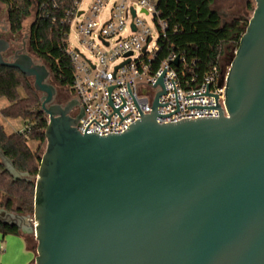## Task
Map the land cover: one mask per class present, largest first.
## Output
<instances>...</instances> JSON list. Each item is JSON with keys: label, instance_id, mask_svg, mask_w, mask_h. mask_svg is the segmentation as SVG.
<instances>
[{"label": "water", "instance_id": "obj_1", "mask_svg": "<svg viewBox=\"0 0 264 264\" xmlns=\"http://www.w3.org/2000/svg\"><path fill=\"white\" fill-rule=\"evenodd\" d=\"M254 3L225 112L159 124L163 90L143 116L127 83L141 119L103 136L81 134L78 101L53 104L46 65L26 52L5 60L0 39V66L33 79L48 119L32 217L0 210V224L34 235V264H264V0ZM0 160L13 180L28 176Z\"/></svg>", "mask_w": 264, "mask_h": 264}, {"label": "built area", "instance_id": "obj_2", "mask_svg": "<svg viewBox=\"0 0 264 264\" xmlns=\"http://www.w3.org/2000/svg\"><path fill=\"white\" fill-rule=\"evenodd\" d=\"M50 2L61 10L60 23L68 27L65 53L73 70L72 94L83 109L77 126L81 134L122 133L141 119L127 83L143 116L151 113L156 94L163 90L158 98L159 124L217 117V105L225 112L229 66L216 63L198 79L185 52L158 58L167 30L159 0ZM43 10L40 7L39 17H48ZM72 28L81 49L67 43ZM161 76L163 88L157 85Z\"/></svg>", "mask_w": 264, "mask_h": 264}, {"label": "trees", "instance_id": "obj_3", "mask_svg": "<svg viewBox=\"0 0 264 264\" xmlns=\"http://www.w3.org/2000/svg\"><path fill=\"white\" fill-rule=\"evenodd\" d=\"M215 0H159L161 16L167 21L166 36L160 41L158 58L168 52H185L192 64L193 75L200 79L214 64L229 66L244 32L240 18L225 23L212 8ZM7 6V24L12 32H19L22 20L34 9V18L29 28L27 46L42 60L60 87L70 92L73 70L65 53L68 27L60 23L61 10L56 11L50 0H0ZM40 7L48 17H39ZM51 18L55 22H51ZM25 97L21 98L19 89ZM73 95V94H72ZM0 99L8 105L0 109V116L22 118L26 127L22 132L7 134L0 124V150L11 160L16 171L36 176L40 163L38 151L46 143L44 131L48 119L40 111V98L17 69L0 66ZM30 143H36L32 149ZM34 184L28 180H13L0 163V210L11 214L31 215L33 213ZM0 232L18 234L16 227L0 224Z\"/></svg>", "mask_w": 264, "mask_h": 264}, {"label": "rangeland", "instance_id": "obj_4", "mask_svg": "<svg viewBox=\"0 0 264 264\" xmlns=\"http://www.w3.org/2000/svg\"><path fill=\"white\" fill-rule=\"evenodd\" d=\"M254 6H255L254 0H215V2L212 5V8L221 16V19L225 23H231V21H233L234 19L240 18L241 20L239 22L240 23L239 26L242 27L243 29H245V26L248 22V19L250 18L251 14H252ZM6 10H7L6 6L1 4V6H0V12H1L0 26H2V25L5 26L7 23ZM33 16H34V9L33 10L31 9L30 15L26 19H24L22 22L21 39L19 40V42H21V40H23L24 36L27 34L28 29L30 28V24L33 21V18H34ZM67 43L72 48L81 49V45L75 37V33H74L73 28L69 32ZM25 52L28 53L36 62H39L40 64L46 65L42 60L38 59L29 50L28 46H27ZM221 63L224 67V65L227 63V59L222 58ZM27 80L33 88V79L27 78ZM49 82H50V84H52L56 88V91L58 94H60V95L66 94L67 96L72 98V96H73L72 92H70L67 88L60 87L57 83L54 82V80L52 79V76L50 77ZM19 94H20L21 98L25 97V94H24V91L22 88L19 89ZM37 94H38L39 98H41V96H42L41 93L37 92ZM7 105H8V102L6 99H0V109L6 107ZM0 124L3 126V129L7 134H11V133H15V132H22V131H24V129L26 127V122L22 118H19V117H17V118H5L3 116H0ZM30 147L32 149H35L36 143H30ZM44 149H45V143L41 146L40 150L38 151L40 157L42 156ZM0 163H2L1 160H0ZM21 179L28 180L32 184H34L35 176H29V175L28 176H21ZM24 216L31 218L32 214L31 215H24ZM26 237H27L28 246L30 248H32L33 251L35 252L37 242L35 240L34 235L31 232H28L26 234Z\"/></svg>", "mask_w": 264, "mask_h": 264}, {"label": "crops", "instance_id": "obj_5", "mask_svg": "<svg viewBox=\"0 0 264 264\" xmlns=\"http://www.w3.org/2000/svg\"><path fill=\"white\" fill-rule=\"evenodd\" d=\"M17 230L18 234L4 235L0 232V264H34L36 250L34 252L28 246V232Z\"/></svg>", "mask_w": 264, "mask_h": 264}, {"label": "flooded vegetation", "instance_id": "obj_6", "mask_svg": "<svg viewBox=\"0 0 264 264\" xmlns=\"http://www.w3.org/2000/svg\"><path fill=\"white\" fill-rule=\"evenodd\" d=\"M1 6V3H0ZM6 18H8V8L6 6ZM1 15V12H0ZM26 19V18H25ZM24 20V19H23ZM22 20V22H23ZM22 24V23H21ZM21 31L19 32H12L8 26V24L6 23L5 26H0V39H4L9 43V49L3 54L5 60L7 61H11L16 53H23L26 51L27 48V41H28V36H29V29L27 34L24 36L23 40H21V42H19V40L21 39ZM42 95V94H41ZM74 98V96H72V98H70L69 96H67L66 94H58L56 91V94L53 98V104H58L62 107H65L69 104V102ZM78 114H81V116H83V112L81 113L80 108L76 107L73 108L70 112V115L75 118ZM20 215V214H18ZM24 216V215H23Z\"/></svg>", "mask_w": 264, "mask_h": 264}]
</instances>
